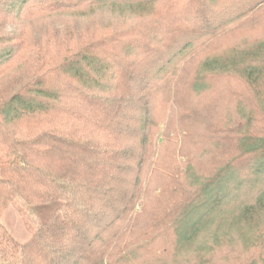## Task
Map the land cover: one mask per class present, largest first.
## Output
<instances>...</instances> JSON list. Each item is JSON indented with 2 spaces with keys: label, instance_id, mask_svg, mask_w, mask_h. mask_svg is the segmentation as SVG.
Wrapping results in <instances>:
<instances>
[{
  "label": "trees",
  "instance_id": "16d2710c",
  "mask_svg": "<svg viewBox=\"0 0 264 264\" xmlns=\"http://www.w3.org/2000/svg\"><path fill=\"white\" fill-rule=\"evenodd\" d=\"M110 9L134 25L87 23ZM263 9L0 0V264H138L150 251L202 263L228 240L243 264H264V109L225 83L264 94V42L221 51ZM11 208L24 243L4 222Z\"/></svg>",
  "mask_w": 264,
  "mask_h": 264
},
{
  "label": "rangeland",
  "instance_id": "374dc122",
  "mask_svg": "<svg viewBox=\"0 0 264 264\" xmlns=\"http://www.w3.org/2000/svg\"><path fill=\"white\" fill-rule=\"evenodd\" d=\"M112 13H114L112 11V9H110L109 11H105V12H101L96 14V17H90L87 19V23L93 25L95 28H99L102 25H106L105 28H108L109 31H111L112 28H117L122 30L123 28L127 27V24H132L134 20H132L131 16H127V17H123V18H119L118 16L113 15ZM241 13H230L228 15V18L226 20H228L229 18L233 21H229V24L231 23H237L238 21L237 16H239ZM258 16H256L259 21H261V23L256 27L255 31H252L251 29H249V31L245 28H241L239 30H237L236 32L233 33V35L227 36L225 38V42L222 44V52H227V53H232V52H236V51H242V50H246L249 49L251 47H253L254 44H261L262 42H264V9L262 10V12H259V14H257ZM67 17V16H66ZM63 18L64 25L70 26V30H74L75 31V25L78 22L76 19L72 20L71 18ZM255 18V17H254ZM122 19V20H120ZM235 19V20H234ZM253 19V17H252ZM225 20V21H226ZM45 22H47V20H44ZM61 19L59 20V22H63ZM222 21V24L225 22ZM95 22V23H94ZM60 23V24H61ZM85 23V24H87ZM84 25V23L82 24ZM81 25V26H82ZM89 25V27L91 26ZM96 25V26H95ZM134 25V24H132ZM130 25V26H132ZM56 27H58V25H54ZM129 26V27H130ZM241 26V25H240ZM204 46V44H203ZM205 47V46H204ZM202 47V48H204ZM202 48L199 49V53L202 52ZM207 48V46H206ZM220 52V51H218ZM217 56H219V53L217 54ZM193 58V57H192ZM191 58V59H192ZM190 57L189 58H185L184 62L186 64H190L192 65V61ZM187 66L188 68H186L185 71H182L181 73H179L180 77H182V79L184 81H186L188 79V77L190 76V72H192L190 69L192 68V66ZM173 72V71H172ZM223 83V82H222ZM228 83L229 86H233L234 88H236L237 91H241L242 93H244V95L246 96V98L248 99L249 103H251V105L249 106V111H254V113L258 114L262 112V110L264 109V94L262 95H256V92L252 89H248L243 83V81L239 80L238 76H231L228 77L226 82ZM220 85V83H213V86H217ZM245 87V88H243ZM184 90V89H183ZM255 95L257 98H255ZM162 100H164L163 96L161 97L160 101H158V106H157V115L159 114V116H161V114L163 112H169L168 109L170 110L171 107H169L167 110H165L166 107H164V105L166 103H163ZM240 107L238 106L237 109H239ZM174 115H177L176 113H174ZM173 115V116H174ZM164 115H162L163 117ZM168 116V115H167ZM161 117V118H162ZM167 118V117H166ZM176 118V117H175ZM172 123L175 122V119L173 117V119L171 120ZM165 127V125L163 126ZM201 152H197V156L199 158L200 157ZM249 168L247 167L245 170H248ZM246 172V171H245ZM156 183V181L154 182ZM4 222L7 226V228L9 229V231L22 243L26 242L28 240V234L26 233L24 226H23V222L20 218V216L12 210V208L8 211V213L6 214L5 218H4ZM122 242V240H121ZM232 240H228L227 243H225L222 251L219 252L218 255L215 256L214 259H212L210 262H202L199 263L197 262L195 256L190 253V254H185L181 257H175L174 255H172L171 253H167V254H159L158 256H156L158 253L157 251H150L152 252L155 256H152L151 254H148L146 252H144V254H142V257L140 258V260H138V264H243L242 263V251L239 250L238 244L235 243V245L230 246L228 244H231ZM159 249V247H157Z\"/></svg>",
  "mask_w": 264,
  "mask_h": 264
}]
</instances>
